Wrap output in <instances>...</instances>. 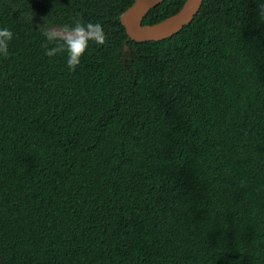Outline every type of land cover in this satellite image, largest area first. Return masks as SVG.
Wrapping results in <instances>:
<instances>
[{
  "label": "trees",
  "instance_id": "trees-1",
  "mask_svg": "<svg viewBox=\"0 0 264 264\" xmlns=\"http://www.w3.org/2000/svg\"><path fill=\"white\" fill-rule=\"evenodd\" d=\"M135 1L0 0V264H264V0L149 42ZM74 18L106 40L70 70L40 26Z\"/></svg>",
  "mask_w": 264,
  "mask_h": 264
},
{
  "label": "clouds",
  "instance_id": "clouds-1",
  "mask_svg": "<svg viewBox=\"0 0 264 264\" xmlns=\"http://www.w3.org/2000/svg\"><path fill=\"white\" fill-rule=\"evenodd\" d=\"M260 14L264 16V3H261ZM40 27L44 36V54L53 57L63 52L70 70H75L81 63L90 44L94 43L99 46L106 40V32L101 23L83 22L79 18H74L72 24ZM13 39L14 33L10 28L0 27V56H8L9 45Z\"/></svg>",
  "mask_w": 264,
  "mask_h": 264
},
{
  "label": "water",
  "instance_id": "water-1",
  "mask_svg": "<svg viewBox=\"0 0 264 264\" xmlns=\"http://www.w3.org/2000/svg\"><path fill=\"white\" fill-rule=\"evenodd\" d=\"M164 1L136 0L124 13L123 24L131 40L136 42L161 41L174 36L193 21L205 0H187L177 14L158 24L144 25V19L150 11Z\"/></svg>",
  "mask_w": 264,
  "mask_h": 264
}]
</instances>
